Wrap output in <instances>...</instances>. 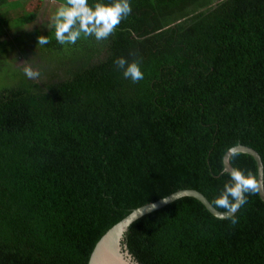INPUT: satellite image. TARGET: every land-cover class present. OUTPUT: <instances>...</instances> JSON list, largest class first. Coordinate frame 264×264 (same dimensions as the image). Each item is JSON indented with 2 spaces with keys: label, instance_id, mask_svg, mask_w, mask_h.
I'll list each match as a JSON object with an SVG mask.
<instances>
[{
  "label": "trees",
  "instance_id": "1",
  "mask_svg": "<svg viewBox=\"0 0 264 264\" xmlns=\"http://www.w3.org/2000/svg\"><path fill=\"white\" fill-rule=\"evenodd\" d=\"M26 3L15 24L31 23L42 0ZM130 4L106 40L61 45L52 27L39 82L15 71L0 86V264H87L109 228L181 190L227 211L213 198L238 144L258 152L264 180V0ZM6 5L22 6L0 0L6 20ZM121 56L140 58L142 80L124 78ZM239 153L231 166L257 174ZM123 239L138 264H264V202L247 194L219 219L183 197Z\"/></svg>",
  "mask_w": 264,
  "mask_h": 264
},
{
  "label": "clouds",
  "instance_id": "2",
  "mask_svg": "<svg viewBox=\"0 0 264 264\" xmlns=\"http://www.w3.org/2000/svg\"><path fill=\"white\" fill-rule=\"evenodd\" d=\"M131 11L130 0H111L107 4L98 0L93 5H89L88 0H65L51 17L55 39L61 45H74L82 35L85 38L94 36L97 41L106 40L114 34L117 26L130 15ZM49 43L48 36L37 37V44ZM140 63L139 57L129 61L121 56L114 60L116 67L122 70L124 78L130 79L133 83L144 78ZM22 70L27 78L39 80L40 71L26 61ZM228 154L231 161L240 153L233 147L228 149ZM221 174H227L229 180L214 196L213 204L226 209L229 213H235L247 202V194L264 192V180L258 178L252 170L230 167L222 169ZM233 223H236L235 219Z\"/></svg>",
  "mask_w": 264,
  "mask_h": 264
},
{
  "label": "rangeland",
  "instance_id": "3",
  "mask_svg": "<svg viewBox=\"0 0 264 264\" xmlns=\"http://www.w3.org/2000/svg\"><path fill=\"white\" fill-rule=\"evenodd\" d=\"M14 1L7 0L9 4ZM19 1L22 6L9 9L6 5L2 9L6 11L7 20L0 18V86L11 84L17 76L15 71L25 76L22 70L25 61L38 70V67L46 62L45 59L41 60L42 55L38 48L42 45L37 44V37L45 36L50 31L53 27L51 17L56 8L62 4L52 0H42V5L31 23L21 25L15 24L14 20L28 12L29 5L26 2L30 1L33 4L35 0ZM6 24L10 27L9 35L4 31ZM33 81L39 82V80Z\"/></svg>",
  "mask_w": 264,
  "mask_h": 264
},
{
  "label": "water",
  "instance_id": "4",
  "mask_svg": "<svg viewBox=\"0 0 264 264\" xmlns=\"http://www.w3.org/2000/svg\"><path fill=\"white\" fill-rule=\"evenodd\" d=\"M238 152L250 154L257 166L258 178L263 180V164L258 152L246 145L238 144L233 146ZM231 147V148H233ZM224 169L232 167L229 161L228 151L223 158ZM261 200L264 202V192L259 194ZM191 197L199 201L206 210L214 217L219 219H227L232 217L235 213H229L228 211L221 212L217 210L206 199L204 195L195 190H181L177 191L163 199H160L154 203L144 205L137 209L132 210L126 217L120 220L118 223L109 228L102 237L95 244L88 263L87 264H138L135 259L129 254L126 246L123 245L124 234L132 223L138 219L153 213L157 210L164 208L165 206L173 203L174 201L183 198Z\"/></svg>",
  "mask_w": 264,
  "mask_h": 264
}]
</instances>
